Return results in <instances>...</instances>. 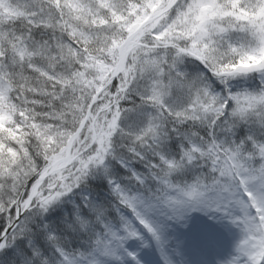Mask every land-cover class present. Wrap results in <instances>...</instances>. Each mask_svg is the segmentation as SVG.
Listing matches in <instances>:
<instances>
[{"label":"snow or ice","instance_id":"obj_1","mask_svg":"<svg viewBox=\"0 0 264 264\" xmlns=\"http://www.w3.org/2000/svg\"><path fill=\"white\" fill-rule=\"evenodd\" d=\"M0 264H264V0H0Z\"/></svg>","mask_w":264,"mask_h":264}]
</instances>
